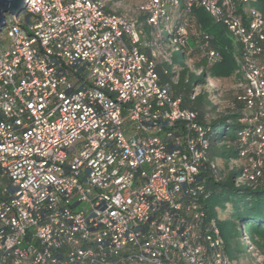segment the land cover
<instances>
[{"label": "built area", "instance_id": "built-area-1", "mask_svg": "<svg viewBox=\"0 0 264 264\" xmlns=\"http://www.w3.org/2000/svg\"><path fill=\"white\" fill-rule=\"evenodd\" d=\"M255 2L142 0L139 21L105 0H26L6 15L0 264L243 262L228 253L208 199L233 172L236 188L264 181V14ZM195 7L236 45L243 107L227 159L211 156V126L173 92L184 68L173 53L196 48L210 69L222 60L209 33L192 36ZM182 12L177 26L163 25ZM159 70L177 74L164 82Z\"/></svg>", "mask_w": 264, "mask_h": 264}, {"label": "trees", "instance_id": "trees-1", "mask_svg": "<svg viewBox=\"0 0 264 264\" xmlns=\"http://www.w3.org/2000/svg\"><path fill=\"white\" fill-rule=\"evenodd\" d=\"M142 1V0H141ZM139 2L137 6V14H132L127 11H117L110 9L107 6V11L115 12L119 14L134 15L142 21L145 15L139 12ZM184 0H181L183 3ZM264 14V0H256L253 3ZM241 9V8H240ZM193 14L196 17V23L190 25L192 36L200 30L211 35V45L221 50L222 60L214 64L212 68H206V62L204 54L194 48L189 54H186V62L184 68L179 71V81L173 85V92L175 95H182V106L190 108L196 111L200 120L205 125H210L212 128L211 139V151L210 154L213 157H219L221 159H227L229 156L235 155V149L232 146V142L235 137V131L238 127L237 118L243 107L238 102L237 109L229 112L221 117L213 120H207V106L212 104L211 100L207 98V92H200L197 94L195 100L191 99V93L194 91L195 86L204 85L209 82L210 76L212 77H228L237 72L238 65L234 56V49L227 43L226 33L227 28L220 24L215 23L212 18L202 8H194ZM186 17V13L171 14L169 18L165 20L163 25L169 27H175ZM212 21L214 23H212ZM3 31L0 32V35ZM225 33V34H224ZM230 35V34H229ZM1 37V36H0ZM231 39L232 36L230 35ZM234 40V39H233ZM235 42V41H234ZM199 52V53H198ZM194 65V67H192ZM202 69L203 71L198 74L197 71ZM160 74L163 81H171V77L177 74V70H170L169 73H164L161 70ZM238 73V72H237ZM239 76L242 77L240 73ZM235 173L228 175L224 180L214 182V178L211 177L209 184L212 185V181L215 185V191L219 196L226 195L227 190L232 191V196L239 200V204L230 212L231 218H225L220 221L221 232L227 242L228 253L231 257L238 256V253L242 251L241 236L234 232L240 222L245 224L246 234L251 243L257 246L259 252L264 255V181L256 188L240 187L236 188L233 185ZM214 194V193H213ZM212 194V195H213ZM227 197V196H226ZM216 214V213H212ZM248 246L250 243L248 242ZM248 257L256 259L257 257L251 250H248ZM246 259L244 261H246ZM241 264H245V262ZM264 260L260 261L264 264Z\"/></svg>", "mask_w": 264, "mask_h": 264}, {"label": "rangeland", "instance_id": "rangeland-1", "mask_svg": "<svg viewBox=\"0 0 264 264\" xmlns=\"http://www.w3.org/2000/svg\"><path fill=\"white\" fill-rule=\"evenodd\" d=\"M107 6L110 9L117 11H127L132 14H137V6L141 0H105ZM7 18L10 17V14H6ZM213 20V19H212ZM214 21V20H213ZM212 21V23H214ZM216 23V22H215ZM225 34V33H224ZM227 43L230 45L232 49H236V45L233 39H231L230 35L226 33ZM196 38H190L191 47L196 46ZM6 44V40H5ZM174 60L176 63L184 65L186 62V57L182 53V51H177L173 53ZM194 67V65H192ZM242 77L239 74L233 73L228 77H212L210 76L209 82L204 85L195 86L196 91L207 92V98L211 100L212 104L207 106V120H213L215 118L221 117L229 112H232L237 109V101L236 96L240 92L242 88ZM221 166L223 167V161H220ZM233 165H236V162H232ZM232 191L227 190L226 195L219 196L218 192H214V194L208 199V203L210 204L211 213H217L219 218H231V211L239 204V200L231 195ZM227 196V197H226ZM241 225L239 224L237 228L234 230L235 233L241 236V247L242 251L239 256L240 260L244 261L248 256V242L242 237L241 233ZM264 259V257H263ZM245 264H261L258 258L252 259V257H248ZM264 262V261H263Z\"/></svg>", "mask_w": 264, "mask_h": 264}, {"label": "water", "instance_id": "water-1", "mask_svg": "<svg viewBox=\"0 0 264 264\" xmlns=\"http://www.w3.org/2000/svg\"><path fill=\"white\" fill-rule=\"evenodd\" d=\"M26 6V0H0V30L6 25V14L18 16Z\"/></svg>", "mask_w": 264, "mask_h": 264}]
</instances>
